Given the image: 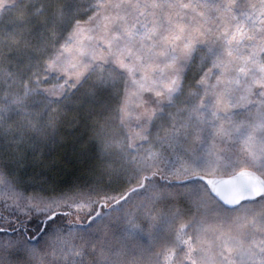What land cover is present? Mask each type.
Listing matches in <instances>:
<instances>
[{"label": "snow or ice", "instance_id": "6c2138e0", "mask_svg": "<svg viewBox=\"0 0 264 264\" xmlns=\"http://www.w3.org/2000/svg\"><path fill=\"white\" fill-rule=\"evenodd\" d=\"M0 264H264V0H0Z\"/></svg>", "mask_w": 264, "mask_h": 264}]
</instances>
